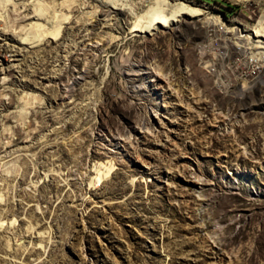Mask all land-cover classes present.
Returning <instances> with one entry per match:
<instances>
[{
	"label": "rangeland",
	"instance_id": "rangeland-1",
	"mask_svg": "<svg viewBox=\"0 0 264 264\" xmlns=\"http://www.w3.org/2000/svg\"><path fill=\"white\" fill-rule=\"evenodd\" d=\"M123 2L0 0V264H264V88L205 67V19L151 35L152 0Z\"/></svg>",
	"mask_w": 264,
	"mask_h": 264
},
{
	"label": "built area",
	"instance_id": "built-area-1",
	"mask_svg": "<svg viewBox=\"0 0 264 264\" xmlns=\"http://www.w3.org/2000/svg\"><path fill=\"white\" fill-rule=\"evenodd\" d=\"M209 16L204 24V36L197 45L202 61L207 62L205 67L231 79L240 92L252 91L257 86L264 88V35L253 29L264 22L250 26L225 12ZM12 46L9 33L0 31V111L1 105L9 104L10 97L3 93L9 91L4 85L8 81L5 73L10 69L9 62L15 57Z\"/></svg>",
	"mask_w": 264,
	"mask_h": 264
},
{
	"label": "bare ground",
	"instance_id": "bare-ground-1",
	"mask_svg": "<svg viewBox=\"0 0 264 264\" xmlns=\"http://www.w3.org/2000/svg\"><path fill=\"white\" fill-rule=\"evenodd\" d=\"M101 5L104 7H110L113 10L126 9L133 11L132 8L126 7L123 3L124 0H100ZM239 2H245L247 0H237ZM264 2V0H261ZM180 0H152L153 12L147 13L149 17L148 21L142 18L137 19L135 22L136 30L141 32H147L148 34L154 35L156 30L178 28L184 17H199L206 21L209 19L208 15L211 10L208 7H193L179 3ZM127 4V3H126ZM22 44H25L22 42ZM98 48V47H97ZM16 52V50H15ZM15 54V53H14ZM16 55V54H15ZM15 58H13L14 60ZM80 80H76L74 83H80L86 79V75H81ZM73 95V94H72ZM72 98V97H71ZM70 99V98H69ZM1 116V114H0Z\"/></svg>",
	"mask_w": 264,
	"mask_h": 264
},
{
	"label": "water",
	"instance_id": "water-1",
	"mask_svg": "<svg viewBox=\"0 0 264 264\" xmlns=\"http://www.w3.org/2000/svg\"><path fill=\"white\" fill-rule=\"evenodd\" d=\"M222 13H224V11H222Z\"/></svg>",
	"mask_w": 264,
	"mask_h": 264
}]
</instances>
